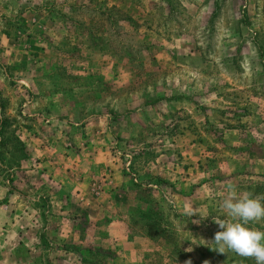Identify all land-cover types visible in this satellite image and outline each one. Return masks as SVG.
<instances>
[{
	"label": "rangeland",
	"instance_id": "rangeland-1",
	"mask_svg": "<svg viewBox=\"0 0 264 264\" xmlns=\"http://www.w3.org/2000/svg\"><path fill=\"white\" fill-rule=\"evenodd\" d=\"M0 99V209L19 194V214L67 232L46 196L62 192L36 203L25 185L64 182L88 146L104 153L94 188L116 177L113 213L151 243L144 264H255L215 251L213 219L229 184L264 197V0H0ZM50 163L53 179L31 171ZM44 237L46 262L74 264L65 237Z\"/></svg>",
	"mask_w": 264,
	"mask_h": 264
},
{
	"label": "crops",
	"instance_id": "crops-1",
	"mask_svg": "<svg viewBox=\"0 0 264 264\" xmlns=\"http://www.w3.org/2000/svg\"><path fill=\"white\" fill-rule=\"evenodd\" d=\"M87 147L81 145L82 149L73 153V157L71 156V159L68 158V162H65L68 166L73 164L74 171H64L60 174L58 172L64 182L45 183V190L42 183H37L38 185L35 186L34 182H29L25 185L28 190H34L32 201L36 203L40 201L42 193H46L48 189H58L62 192L60 198L59 193L56 194L57 200L55 201L57 202L55 203L52 202L53 192H48L50 195L46 194V196L49 200L47 202L59 208L58 214L62 217L61 221L68 223V231L64 233L59 229L54 232H44L46 228L36 224L39 219L41 220V217H28L30 214L26 209H22L19 214L17 211L19 207L16 205L19 194H9L7 204L3 209H0V264H54L58 249L53 253L52 260L46 262L44 259L45 248L40 242L46 234L49 236L51 233L56 239L65 237L64 239L70 242L73 252H63V255L72 256L74 264H92L88 257L86 259L80 257L78 250L81 248L105 253L106 264H144L146 262L143 257L147 256L145 252L150 251L147 247L151 243L139 238L129 239L124 217H117L113 213L110 198L116 193L114 187L116 177L108 180L105 178L104 181L107 180L105 183L94 188L93 181L96 178L94 169L104 164V153L98 151L94 153ZM74 161L75 163H73ZM50 164L49 167L45 166L47 171H35L37 167L31 171L40 178L53 179L55 173L51 171L58 167ZM91 188L95 189H93L94 192ZM70 203L73 205L70 206ZM147 260L150 262L149 258Z\"/></svg>",
	"mask_w": 264,
	"mask_h": 264
},
{
	"label": "clouds",
	"instance_id": "clouds-1",
	"mask_svg": "<svg viewBox=\"0 0 264 264\" xmlns=\"http://www.w3.org/2000/svg\"><path fill=\"white\" fill-rule=\"evenodd\" d=\"M227 191L228 196L220 204L226 218L213 219L220 229L214 236L215 251L221 254L232 251L254 259L255 264H264V231L250 226L264 220V197L238 193L232 184L227 185Z\"/></svg>",
	"mask_w": 264,
	"mask_h": 264
},
{
	"label": "trees",
	"instance_id": "trees-1",
	"mask_svg": "<svg viewBox=\"0 0 264 264\" xmlns=\"http://www.w3.org/2000/svg\"><path fill=\"white\" fill-rule=\"evenodd\" d=\"M4 102L2 99H0V136H4L6 133V128L8 127V121L7 119L3 116V109H4ZM12 143H13V147H12V151L13 152H19L20 155L19 157H17V159L19 160H25V152H24V148L23 145L20 141H18L16 138H8ZM8 141V140H6ZM5 144V140H3V138L0 139V147H3ZM6 167L7 169H10V166H17L16 163L14 164H10ZM264 231V230H263Z\"/></svg>",
	"mask_w": 264,
	"mask_h": 264
}]
</instances>
